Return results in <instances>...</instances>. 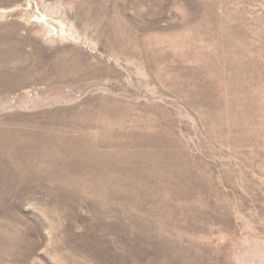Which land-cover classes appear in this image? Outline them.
<instances>
[{
  "label": "rangeland",
  "instance_id": "1",
  "mask_svg": "<svg viewBox=\"0 0 264 264\" xmlns=\"http://www.w3.org/2000/svg\"><path fill=\"white\" fill-rule=\"evenodd\" d=\"M0 264H264V0H0Z\"/></svg>",
  "mask_w": 264,
  "mask_h": 264
}]
</instances>
